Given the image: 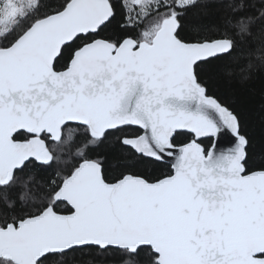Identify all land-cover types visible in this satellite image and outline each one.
I'll return each instance as SVG.
<instances>
[{"label": "snow or ice", "instance_id": "6c2138e0", "mask_svg": "<svg viewBox=\"0 0 264 264\" xmlns=\"http://www.w3.org/2000/svg\"><path fill=\"white\" fill-rule=\"evenodd\" d=\"M261 69L264 0H0V264H264Z\"/></svg>", "mask_w": 264, "mask_h": 264}, {"label": "trees", "instance_id": "16d2710c", "mask_svg": "<svg viewBox=\"0 0 264 264\" xmlns=\"http://www.w3.org/2000/svg\"><path fill=\"white\" fill-rule=\"evenodd\" d=\"M219 10L208 8L203 22L210 24ZM218 94L225 103L241 113L244 131L251 138L257 153L264 149V69L258 70L247 81H224L218 84Z\"/></svg>", "mask_w": 264, "mask_h": 264}, {"label": "water", "instance_id": "95a60500", "mask_svg": "<svg viewBox=\"0 0 264 264\" xmlns=\"http://www.w3.org/2000/svg\"><path fill=\"white\" fill-rule=\"evenodd\" d=\"M226 140H227V138H226Z\"/></svg>", "mask_w": 264, "mask_h": 264}]
</instances>
